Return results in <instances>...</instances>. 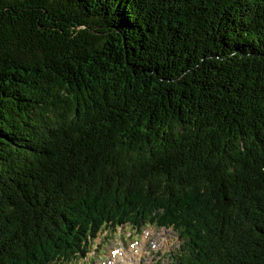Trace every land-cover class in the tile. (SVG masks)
Segmentation results:
<instances>
[{
	"label": "trees",
	"instance_id": "trees-1",
	"mask_svg": "<svg viewBox=\"0 0 264 264\" xmlns=\"http://www.w3.org/2000/svg\"><path fill=\"white\" fill-rule=\"evenodd\" d=\"M150 213L264 264V0H0V264Z\"/></svg>",
	"mask_w": 264,
	"mask_h": 264
},
{
	"label": "rangeland",
	"instance_id": "rangeland-1",
	"mask_svg": "<svg viewBox=\"0 0 264 264\" xmlns=\"http://www.w3.org/2000/svg\"><path fill=\"white\" fill-rule=\"evenodd\" d=\"M157 217L153 213L145 220L134 217L113 229L105 223L103 227L107 228L95 239L87 238L86 258L73 260L71 264H172L181 242L172 229L147 224ZM122 251L128 254L122 255Z\"/></svg>",
	"mask_w": 264,
	"mask_h": 264
},
{
	"label": "bare ground",
	"instance_id": "bare-ground-1",
	"mask_svg": "<svg viewBox=\"0 0 264 264\" xmlns=\"http://www.w3.org/2000/svg\"><path fill=\"white\" fill-rule=\"evenodd\" d=\"M125 254V256L128 254L127 252L124 253V251H122V255Z\"/></svg>",
	"mask_w": 264,
	"mask_h": 264
}]
</instances>
